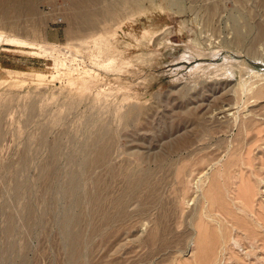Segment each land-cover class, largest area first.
<instances>
[{
  "label": "rangeland",
  "instance_id": "1",
  "mask_svg": "<svg viewBox=\"0 0 264 264\" xmlns=\"http://www.w3.org/2000/svg\"><path fill=\"white\" fill-rule=\"evenodd\" d=\"M114 1L0 25V264H264V0Z\"/></svg>",
  "mask_w": 264,
  "mask_h": 264
},
{
  "label": "bare ground",
  "instance_id": "2",
  "mask_svg": "<svg viewBox=\"0 0 264 264\" xmlns=\"http://www.w3.org/2000/svg\"><path fill=\"white\" fill-rule=\"evenodd\" d=\"M53 1L55 0H0V25L3 27H7L10 26L9 28H11V30L15 31L16 34H18L17 32H23L25 31L24 28H21L17 25V23H14L17 20H22V19H26V18H33L35 16H39V7L42 3L48 2V3H53ZM67 7L61 11V14L63 15V17L69 21L70 24V31H75V32H87L89 30H93L96 27V18L99 15H102L103 13H106L105 15H108L107 18L112 17L114 15V11L111 9H105V7L107 6V8H109L110 3H115L114 0H65ZM211 4V3H210ZM210 9V8H209ZM55 10V9H54ZM53 10V11H54ZM53 14L57 13V12H53ZM59 12V11H58ZM60 14V13H59ZM0 27V29L2 28ZM3 27V28H4ZM8 28V27H7ZM5 29V28H4ZM239 42H243L242 40H245L244 36L241 34H239L238 37ZM238 42V41H237ZM251 48V47H250ZM249 49V48H248ZM253 51V50H252ZM256 52V51H255ZM216 131V130H215ZM178 145L183 146L184 145V140H180L178 142ZM99 157V156H98ZM205 157V156H204ZM216 159V158H215ZM214 159V160H215ZM101 160V159H100ZM75 177V174H74ZM71 179V178H70ZM52 180V179H51ZM100 180V179H99ZM71 181H73L71 179ZM76 182V180H75ZM138 183V182H137ZM136 183V184H137ZM144 183V182H142ZM146 183V182H145ZM100 185H98L99 187V192H101V190L103 189V184L99 183ZM105 184V183H104ZM135 183H133L134 185ZM132 185V186H133ZM105 186V185H104ZM129 187V186H128ZM131 188V187H130ZM127 188V189H130ZM126 189V190H127ZM200 189V188H198ZM129 191V190H128ZM68 192H69V196L73 198V200H75L76 202V193L77 190L75 188L74 185L68 187ZM127 192V191H126ZM125 193V192H124ZM192 198V197H191ZM249 198V197H248ZM103 199V198H102ZM121 200V199H120ZM250 200V198H249ZM115 202V200H114ZM223 210V209H222ZM208 211H210L208 209ZM210 214V212H208ZM204 212V211H203ZM107 213V212H106ZM109 215H105L103 217H101L99 222H96L93 224V234H99V232L101 231V229L104 226H108L111 227L113 225V221L110 220V218L108 216L111 215L110 212H108ZM206 213V212H205ZM89 214V213H88ZM105 214V213H104ZM208 214V216H209ZM103 215V214H102ZM204 215V214H202ZM126 218V217H125ZM79 216L76 215H70V213L67 215L65 222H64V228L66 230V232H68V244H69V252H70V256L69 258V262L71 261L73 264H83L80 261V258L84 252L85 249H83V245H84V241L82 240V234L78 232H74L71 234L70 230H69V226L71 225L72 222H78L79 221ZM112 219V218H111ZM216 219V218H215ZM218 220V219H217ZM203 221V218H202ZM209 222V221H208ZM219 222V221H217ZM88 223V222H87ZM123 223V222H122ZM203 223H207L204 222ZM78 224V223H77ZM84 224V222H83ZM89 224V223H88ZM121 224V223H120ZM208 224H211L208 223ZM212 225V224H211ZM210 225V226H211ZM209 226V225H208ZM222 225H220L219 227L221 228ZM87 227V226H85ZM92 228V227H91ZM88 229V228H87ZM118 229V228H117ZM11 230V229H10ZM110 231V229H108ZM91 231V230H90ZM89 231V232H90ZM116 231V232H115ZM113 232L112 235H110L109 233H107L108 235L105 237L106 240L109 237V235L111 237L116 236L117 234V230H115ZM205 231V230H204ZM86 232V230H85ZM112 232V230H111ZM106 234V233H105ZM93 235V236H94ZM207 235V234H206ZM209 235V234H208ZM207 235V237H208ZM63 236V235H62ZM103 237V239H104ZM96 238V237H95ZM100 238V237H99ZM204 239V238H203ZM208 239V238H207ZM217 240V239H216ZM90 241V240H89ZM105 243L106 241L103 240ZM94 242V241H93ZM97 243H95V245L93 247L96 246V244H98V242L100 241H96ZM199 242V241H198ZM90 243V242H89ZM102 243V242H101ZM87 245V244H86ZM205 245V244H204ZM220 248V247H219ZM93 249V248H92ZM95 249V248H94ZM111 249V248H110ZM204 250V249H203ZM202 250V251H203ZM110 251V250H109ZM108 251V252H109ZM88 252V251H87ZM107 252V253H108ZM85 255L86 252H84ZM108 255V254H107ZM106 252H105V256ZM109 256V255H108ZM102 257V256H101ZM107 258V257H106ZM60 263V262H59ZM70 264V263H69Z\"/></svg>",
  "mask_w": 264,
  "mask_h": 264
}]
</instances>
